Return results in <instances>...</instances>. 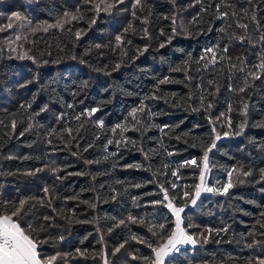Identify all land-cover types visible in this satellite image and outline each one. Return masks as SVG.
I'll return each mask as SVG.
<instances>
[{
    "label": "trees",
    "instance_id": "1",
    "mask_svg": "<svg viewBox=\"0 0 264 264\" xmlns=\"http://www.w3.org/2000/svg\"><path fill=\"white\" fill-rule=\"evenodd\" d=\"M133 2L107 0L115 6L97 16L83 0H0V27L13 23L0 31V199L44 197L46 186L54 191L51 207L30 201L36 207L28 219L51 224L39 233L47 240L44 254H70L55 264H103L97 253H107L110 264H143L132 255L150 256L151 250L132 236L156 238L146 227L127 222L128 215L171 226V212L150 202L162 200L163 184L170 197H178L177 204L184 203L179 195L199 183V168L181 165L195 158L202 166L201 145L214 137L215 125L221 138L209 153L208 185L222 187L233 168L252 175L234 173L227 194L203 192L195 206L189 202L182 216L200 242L182 247L171 264H255L264 257V71L259 79L247 73L264 55V42H256L264 33V0H142L135 17ZM217 6L228 16L218 18ZM77 7L83 18L69 16L63 28L43 30L66 12L79 16ZM234 35H247L252 43ZM217 44L218 56L225 58L205 68L199 58ZM25 52L34 59H19ZM165 78L168 82L160 84ZM141 105L136 123L130 113ZM92 108L98 111L91 117L76 119ZM245 121L243 133L235 135ZM117 124L128 127L123 137L129 142H123L120 129L110 131ZM172 182L179 187L171 189ZM45 215L54 219L43 222ZM121 220L126 223L120 225Z\"/></svg>",
    "mask_w": 264,
    "mask_h": 264
},
{
    "label": "snow or ice",
    "instance_id": "2",
    "mask_svg": "<svg viewBox=\"0 0 264 264\" xmlns=\"http://www.w3.org/2000/svg\"><path fill=\"white\" fill-rule=\"evenodd\" d=\"M118 3H123V0H117ZM173 3H175V0H172ZM84 4L91 5V10L95 12V14L98 16L101 11H109L112 7H114V4L107 3V0H83ZM196 3H201V0H196ZM103 5V7H102ZM132 15L136 16V10H143V4L142 0H134L132 4ZM201 11H206L203 7L201 8ZM77 13H80V15L76 14H70L65 13L64 19L57 20L55 24H47L46 27L43 28L44 31H47L49 28L57 27V28H63L64 24L69 22L67 19L69 16L71 20H77L80 18H83L80 7H77L76 9ZM217 13L218 18H224L228 16V12H220L219 6H217ZM150 14V13H149ZM13 17L15 20H21L22 17L19 13H13ZM10 21L12 20V17L9 18ZM165 19H168V17H165ZM172 24L174 25L172 28L173 36L177 33V29L175 27L176 25V17H171ZM197 18L193 17V20L195 21ZM253 21L255 22V16L252 17ZM28 23H31L28 21ZM46 23V22H45ZM95 19L93 18L90 21V24H94ZM142 23L146 24L147 19L142 20ZM13 23L9 22L6 26L0 27V31H5L6 29L12 28ZM238 27L247 29V24H240ZM125 31H128V29H125ZM223 31V29H221ZM257 31H259V28H257ZM145 34L147 35V29H144ZM75 35L77 38L81 35V32L78 30ZM21 37L17 36L16 39L19 40ZM172 37H169V42L171 41ZM234 39L239 40L241 43H244L245 41H248L252 43V40L247 35H234ZM116 41L118 44L122 42L121 36H116ZM257 43L264 42V33L261 34L259 37ZM164 45L161 44V47ZM97 47H100V45H97ZM219 49V45H215L212 47H207L204 49L202 55L200 56V60L206 61L204 67L207 68L208 65H216L219 60L224 59L225 57L220 55L218 56L217 50ZM146 50V49H145ZM12 51H16L15 48L12 49ZM228 51L227 47L223 49V52L226 53ZM19 59H34L31 56H28L25 52L24 54L20 55L18 57ZM240 59V58H237ZM199 63V61H197ZM241 63L243 64L244 61L241 60ZM119 67V65H117ZM233 67H236V65H233ZM252 68H254V71H249L247 73V76H251L254 79H259L258 73L260 71H264V55L261 56L260 62L256 65H253ZM181 68L173 69V71H181ZM239 71L243 72L245 69L243 67L238 69ZM168 79L165 78L164 80H161L159 83H167ZM247 83V80L245 81ZM31 83V81L29 82ZM211 83V82H210ZM21 87H27V84H22ZM218 91V88H217ZM240 91H244V88H241ZM203 102V99H202ZM212 105L209 103L208 107L210 108ZM21 107H24L23 105ZM71 107V105H69ZM247 104L244 105V112L243 115L246 116L247 112ZM97 108H92L89 110H86V112L81 113L76 117L77 120L80 119L81 116L86 115L87 117H91L95 112H97ZM144 106L141 105L139 108H134L132 112L130 113L132 119L136 121V123H139V120L137 118L138 112H143ZM223 115V114H222ZM220 119L219 117L217 118ZM0 123H3V121H0ZM228 127L231 128V119L229 118L228 121ZM97 124L99 127H104L103 120H98ZM246 125V121L241 123L238 127L239 130L235 132V135H240L243 133L244 128ZM16 122L12 121V128L15 129ZM261 126H264L262 124ZM117 129H120V136L123 138V142L127 143L129 142L127 138L123 137V133L128 131V127L125 124H117L115 127H113L110 131L113 134H116ZM55 131V130H53ZM69 135L72 133V129H66ZM163 131V129H161ZM212 132L214 133V137L210 138V141L206 144H202V166L201 164L197 163V160L195 158L186 160L183 162L181 167L185 165H195L199 168V183L195 185L185 186L189 190H184L179 195V199L184 201L183 204H177L175 201L177 200V196L173 194L170 197L169 194V188L164 187L163 184L159 185L160 191L163 194L162 200L152 201L153 205L155 204H162L164 207H166L174 217V221L170 222L171 226L169 227L166 223H151V222H145L144 219L138 218L136 216H133L131 214L127 217V222H130L132 224H139L143 227L147 228V231L151 233L152 238L156 239H150L146 237H139L136 235L132 236L133 240H136L137 243L145 245L147 248L151 250L150 256H137L132 255V259H140L143 261V264H171V258H173L174 254L180 253L181 249L184 245H192L195 246L197 243L200 242V239L190 233L188 231L189 228L194 227L191 223L185 225L184 217L182 214L185 212V208L188 206L189 202L192 206L196 205L197 200L201 196L203 192H216L219 194H227L228 190L234 186L233 182V174L236 173L237 175L242 174L245 177L251 176V171H243L242 169H235L233 168L231 171L228 172V180L227 182L220 188H214L212 186H209L206 180V174L210 171L209 169V153L212 152V150L216 147V142L221 138V134L216 130L215 125H213ZM51 135V133H49ZM224 135H229V133L225 132ZM118 145L122 142L121 140L115 141ZM131 143H135L134 141H130ZM108 144H112L113 140L109 139L107 141ZM195 146V145H194ZM173 153L169 152L168 155H172ZM129 167H141L140 165H129ZM165 168H168V165H164ZM43 169H36L35 171H42ZM58 171V169H53V172ZM261 173V179L264 180V169H260ZM30 175H34L35 172L29 173ZM172 176L177 177L178 176V170H173L171 172ZM57 179H60V177H57ZM240 183H243V181H239ZM136 187H141V185H135ZM179 187L178 184L175 182L171 183V189H176ZM43 192L45 194L44 197L40 198H34L30 197L27 199H20L18 201H9L5 199H0V264H55V262L58 259H64L67 260V256L70 254H64L56 253L53 255H47L44 254L42 249L43 245L47 243V240H41L39 233L46 230V228L51 227V224L49 223H39L35 224L31 222L28 219V213L31 212L33 208L36 207L35 204H30V201L33 199L37 200V203H39L41 206H47L51 207L52 200L54 199V191L50 190L49 187H44ZM47 198V203L45 202ZM76 197H72V199H75ZM136 199V198H134ZM166 202V203H165ZM90 207H94V205H90ZM55 212L56 209H53ZM262 216H264V213H261ZM54 219L52 216L45 215L42 217L43 222H48ZM125 220L119 221L120 225L125 224ZM119 226V225H117ZM261 227H264V224L261 225ZM209 233L212 232V229L207 230ZM220 231H227L226 228L224 229H217L216 233L219 234ZM200 237H203L204 242H207V237L204 235V233H200ZM60 239L62 240L63 237L61 236ZM121 243L117 248L114 249V251L111 253V255L115 256L117 253L121 251L122 248L125 247V244ZM252 245H249L251 247ZM81 255H84L83 252L80 251V249L76 250ZM97 255H101V258L103 259V264H110L107 256V253H97ZM249 264H253V262H249ZM255 264H264V257H257Z\"/></svg>",
    "mask_w": 264,
    "mask_h": 264
},
{
    "label": "rangeland",
    "instance_id": "3",
    "mask_svg": "<svg viewBox=\"0 0 264 264\" xmlns=\"http://www.w3.org/2000/svg\"><path fill=\"white\" fill-rule=\"evenodd\" d=\"M207 177H208V173L206 174V180H207ZM186 245H184L183 247H185Z\"/></svg>",
    "mask_w": 264,
    "mask_h": 264
}]
</instances>
